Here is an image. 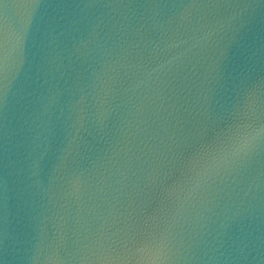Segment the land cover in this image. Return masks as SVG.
<instances>
[{
	"label": "water",
	"instance_id": "obj_1",
	"mask_svg": "<svg viewBox=\"0 0 264 264\" xmlns=\"http://www.w3.org/2000/svg\"><path fill=\"white\" fill-rule=\"evenodd\" d=\"M0 14L31 18L0 101V264H99L96 238L143 221L170 233L161 264H264V151L245 171L201 156L238 88L264 81V0Z\"/></svg>",
	"mask_w": 264,
	"mask_h": 264
},
{
	"label": "snow or ice",
	"instance_id": "obj_2",
	"mask_svg": "<svg viewBox=\"0 0 264 264\" xmlns=\"http://www.w3.org/2000/svg\"><path fill=\"white\" fill-rule=\"evenodd\" d=\"M26 8H36L39 0H22ZM31 24L30 17H22L14 26L9 16L0 14V101L8 90V66L13 52H19ZM212 114H210L211 118ZM226 129L201 149V156L222 170H247L254 163L256 149L264 151V81L257 88L243 83L226 110ZM264 175V167L261 169ZM170 233L159 225L149 226L143 221L130 227L117 246L100 238L91 245V259L99 264L127 261L128 264H161L168 259ZM55 254L65 250L55 246ZM88 246H85L87 250Z\"/></svg>",
	"mask_w": 264,
	"mask_h": 264
}]
</instances>
